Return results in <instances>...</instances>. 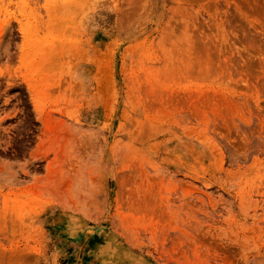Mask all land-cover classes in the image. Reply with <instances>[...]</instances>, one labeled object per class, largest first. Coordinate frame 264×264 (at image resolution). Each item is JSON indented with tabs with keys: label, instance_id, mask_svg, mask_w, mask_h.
Here are the masks:
<instances>
[{
	"label": "rangeland",
	"instance_id": "obj_1",
	"mask_svg": "<svg viewBox=\"0 0 264 264\" xmlns=\"http://www.w3.org/2000/svg\"><path fill=\"white\" fill-rule=\"evenodd\" d=\"M0 264H264V0H0Z\"/></svg>",
	"mask_w": 264,
	"mask_h": 264
},
{
	"label": "bare ground",
	"instance_id": "obj_2",
	"mask_svg": "<svg viewBox=\"0 0 264 264\" xmlns=\"http://www.w3.org/2000/svg\"><path fill=\"white\" fill-rule=\"evenodd\" d=\"M194 31V30H193ZM197 31V30H196ZM196 33V32H195ZM197 34V33H196ZM190 37V36H189ZM197 38V37H196ZM199 38V37H198ZM203 43H201V45H202ZM208 44V43H207ZM183 46V45H182ZM206 46V45H205ZM179 47V46H178ZM204 48V47H203ZM202 48V49H203ZM197 49V48H196ZM202 51V50H201ZM195 52V51H194ZM201 53V52H200ZM198 54V53H197ZM198 56V55H197Z\"/></svg>",
	"mask_w": 264,
	"mask_h": 264
}]
</instances>
